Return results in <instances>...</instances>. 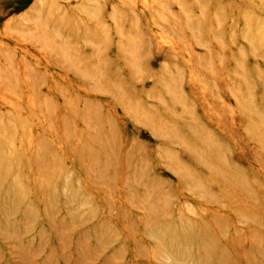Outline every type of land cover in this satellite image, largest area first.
<instances>
[{
	"label": "rangeland",
	"instance_id": "obj_1",
	"mask_svg": "<svg viewBox=\"0 0 264 264\" xmlns=\"http://www.w3.org/2000/svg\"><path fill=\"white\" fill-rule=\"evenodd\" d=\"M0 161L37 210L0 264H169L147 221L182 217L262 261L264 0H0Z\"/></svg>",
	"mask_w": 264,
	"mask_h": 264
},
{
	"label": "bare ground",
	"instance_id": "obj_2",
	"mask_svg": "<svg viewBox=\"0 0 264 264\" xmlns=\"http://www.w3.org/2000/svg\"><path fill=\"white\" fill-rule=\"evenodd\" d=\"M136 49L134 48V50H136ZM0 163H1V161H0ZM2 166L3 165L0 164V191H1V184H3L5 179L8 178V174H7L8 170H6V167L2 168ZM14 174L15 173H12L11 175L13 176ZM16 179L17 178H14L15 181L11 186V191L13 193L9 192L8 193L9 195L6 196L0 192V202H1V204H3V202H4V204L2 206H0V214H3V215L5 214L4 215L5 220H2V222L3 223L7 222V224H8L7 226L0 224V235L3 239L5 238V239L9 240V242H12L11 241V239H12L15 243H17V245H18L17 250L20 249V251L24 250V251H26V253L27 252L31 253V251H30L32 248L31 244L33 245V243L29 242V241H28L29 243L25 242V240L20 242V239H21V237L23 238V236L15 228V226H13L11 223L8 222L9 219H8V221H6L7 218L8 217L10 218V216L15 211H17V213L19 212V214L23 215V218L30 217V215H31V217H35V219L37 218V210L34 209V211H33V210H31L25 206V199L26 198L23 194L24 186L22 183L18 182V180H16ZM68 187L70 188L69 184H68ZM71 198H73V197H71ZM58 204H59V202H58ZM54 205L55 204L51 202V203H49V206L47 207L50 215H51V213L52 214L56 213ZM81 205H83V202H81L79 204L80 207H81ZM64 210H66L67 218L72 220V222L76 221L78 219L83 220L82 215H81V217H80V215L79 216L77 215V210H78L77 208H73L70 210L68 208L67 209L65 208ZM9 212H10V215L6 217V215ZM157 220H159V219H157ZM184 221H185V218L182 217L179 219V221H178L179 223H172V225L175 228L174 230H169L172 225H170V226L167 225V227L162 228L161 224H159V221L153 222V221H151V219L149 220V222L147 221V223H148V224L146 223L147 224V232L151 233V235L154 236V238L157 240V246H156L158 248V250L156 252L157 257L158 258L160 257V259H162L166 263L168 262L169 264H183L185 259H193L194 261H192L190 264H216V263H211V261L214 259V258H212V256L214 255L212 247L214 246L213 244L217 243V240L213 236V231H212V228L210 227V225H208L207 223L206 224H202V223L201 224H199V223H196V224L186 223L185 224ZM199 222H201V221H199ZM101 227H106V225H102ZM106 230H105V232H106ZM167 230H169V231L167 232ZM179 230H181V232H178ZM94 234H92V232L87 230V232L84 235L87 238H89L92 242H94L96 246H101L103 244L102 240L106 241L103 238V232L96 233L95 235ZM109 235L110 236L108 238H106L107 242L105 245H107V246L111 245L115 241V238L117 239V236L115 234L110 233ZM82 236H83V234H82ZM166 236H168L169 238ZM260 239L261 240L259 241V243H261L260 244L261 249L258 248L257 252L262 257V261L258 260L257 264H264V238H260ZM189 243L190 244L193 243L194 245L188 246L187 244H189ZM206 246H209V248H207ZM117 249H118L117 252L120 255V253L123 251V249L119 248V247ZM216 255H217V253L215 254L216 260L218 258V261H220L218 263H220V264H227L228 263L229 257L226 254L217 255V256ZM193 257L199 258L198 261L197 260L195 261V259ZM219 259H221V260H219ZM23 260H25V259H23Z\"/></svg>",
	"mask_w": 264,
	"mask_h": 264
}]
</instances>
